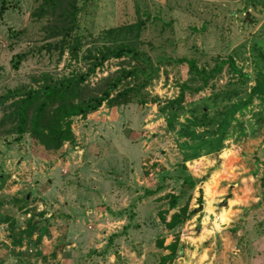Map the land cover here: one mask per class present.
Listing matches in <instances>:
<instances>
[{"label":"rangeland","instance_id":"rangeland-1","mask_svg":"<svg viewBox=\"0 0 264 264\" xmlns=\"http://www.w3.org/2000/svg\"><path fill=\"white\" fill-rule=\"evenodd\" d=\"M40 2L0 0V92L35 86L44 72L82 71L86 50L117 42L133 45L156 76L141 90L143 103H102L72 117L74 140L56 153L26 133L19 140L0 134V264H157L167 250L155 241L165 246L174 234L178 248L169 264H264V95H252L228 116L217 153L203 144L190 155L199 141L190 133L215 126L194 123L201 108L214 119L264 76V0H62L54 12L36 16ZM71 5L76 59L42 47L56 40L47 29ZM136 20L143 22L137 35L103 34ZM16 52L26 55L13 69ZM178 57L204 69L226 62L202 83L185 64L167 61ZM134 63L109 58L86 83L101 86ZM182 84L184 98L167 126V110L158 106ZM87 155L94 158L88 162ZM184 173L198 182L184 187L170 209L169 195L182 189ZM184 202L188 217L167 229L161 216L168 220ZM30 214L37 229L19 234Z\"/></svg>","mask_w":264,"mask_h":264},{"label":"trees","instance_id":"trees-1","mask_svg":"<svg viewBox=\"0 0 264 264\" xmlns=\"http://www.w3.org/2000/svg\"><path fill=\"white\" fill-rule=\"evenodd\" d=\"M61 1L41 0L36 16H41L47 11L54 12L61 4ZM73 17L74 7L72 5L71 9L64 7L58 12L57 21L47 29L48 35L55 37L56 40L45 42L42 45L45 50L57 49L61 54L65 49L70 58L76 59L78 57L80 40L79 36L72 34ZM142 24V20H136L132 23L106 28L103 34L120 36L125 33H133L137 35ZM25 55L26 52L12 54L10 66L16 69ZM81 57L86 62L88 61L82 71L57 77L44 72L34 78L35 86L19 85L6 88L3 92H0V134H13L14 139L19 140L26 133L45 152L56 153L63 142L72 143L74 140L70 127L72 117H85L95 111L102 103L112 107L128 102H144L146 94L141 93V90L156 76V71L150 67V63L145 56L133 45L124 42H117L113 45L102 44L99 47H95L94 50H86ZM122 57L131 58L136 63L131 64L129 68L120 67L114 76L104 77L101 86L92 88L86 83V79L104 61L109 58L119 59ZM167 61L185 64L192 75L199 78L202 83H206L208 78L213 77L215 73L221 70V66L226 62V59H218L209 69L198 68L192 59L184 57L167 58ZM128 77H132L131 83L125 82ZM253 79L254 85L250 87L249 95L244 100L220 111L219 115L214 119L207 116L204 108H201L200 116L192 119L197 125H208L213 120L215 126L214 128L202 130L201 134L190 133L191 137L199 139L198 144L193 146L195 150L190 154L191 156H197L196 149L203 144L207 147L206 152L217 153L224 137L228 116L238 107L247 104L252 95L256 93L260 94V97L264 95V76H256ZM185 87V84H182L175 97L167 99L161 106H158L159 111L167 110V126L170 125L175 108L180 107L184 98ZM151 100L158 103V98L156 97ZM206 134H208L206 138H201ZM263 178L264 174L260 178L261 185ZM197 182L198 179L192 175L188 173L182 174L180 182L182 189L178 194L169 195L168 207L170 209L174 208L184 187L187 189L194 188ZM38 215H41V212ZM186 217H188L187 202L176 207V210L170 213L168 220L161 216L167 229H172L175 225L185 220ZM37 227V222L33 220V215L30 214L25 220L24 227L18 233H31ZM13 243L18 244L19 237L15 236ZM162 243V239L155 241L157 247H164L167 250V252L159 255L157 264H169L175 258L178 248V236L174 234L172 240L165 246Z\"/></svg>","mask_w":264,"mask_h":264},{"label":"crops","instance_id":"crops-1","mask_svg":"<svg viewBox=\"0 0 264 264\" xmlns=\"http://www.w3.org/2000/svg\"><path fill=\"white\" fill-rule=\"evenodd\" d=\"M87 147V146H86ZM88 147H93L94 148V142H92ZM89 157H91V158H94V156L92 155V156H89ZM88 157V155H87V157H86V160L89 162L90 161V158Z\"/></svg>","mask_w":264,"mask_h":264},{"label":"built area","instance_id":"built-area-1","mask_svg":"<svg viewBox=\"0 0 264 264\" xmlns=\"http://www.w3.org/2000/svg\"><path fill=\"white\" fill-rule=\"evenodd\" d=\"M66 143H68V142H66Z\"/></svg>","mask_w":264,"mask_h":264}]
</instances>
